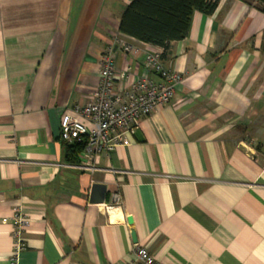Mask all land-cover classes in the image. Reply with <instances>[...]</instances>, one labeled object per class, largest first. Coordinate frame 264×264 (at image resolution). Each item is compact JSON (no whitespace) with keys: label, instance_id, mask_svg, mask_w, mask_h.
I'll list each match as a JSON object with an SVG mask.
<instances>
[{"label":"crops","instance_id":"0c3cea01","mask_svg":"<svg viewBox=\"0 0 264 264\" xmlns=\"http://www.w3.org/2000/svg\"><path fill=\"white\" fill-rule=\"evenodd\" d=\"M131 1L0 0V264L14 251L16 207L27 221L18 264H129L138 244L162 264H264L256 0L195 12L188 36L163 57L182 75L174 98L92 168L66 160L61 117L90 100L108 47L118 88L159 81L146 64L158 47L119 31ZM117 37L137 51L124 52ZM94 183L106 185V200L119 190L124 207L92 203Z\"/></svg>","mask_w":264,"mask_h":264},{"label":"built area","instance_id":"2783aa9c","mask_svg":"<svg viewBox=\"0 0 264 264\" xmlns=\"http://www.w3.org/2000/svg\"><path fill=\"white\" fill-rule=\"evenodd\" d=\"M116 41L126 53L137 51L120 37H117ZM163 53L164 49L161 47L146 52V64L157 74L159 81L141 76L128 87L118 88L113 46L104 51L101 58L100 83L92 97L86 104L75 106L72 112L64 113L60 120V136L64 142L84 143L83 150L79 154L82 168H92L96 157L110 154L116 148L127 144L143 117L150 115L174 98L176 86L181 82L182 75L165 67ZM128 73L129 70L124 72L123 77H127ZM101 204L108 212L124 207L119 190L113 191L109 199H105ZM14 221L15 241L10 264H18L19 256L26 248L22 232L27 221L20 207L15 208ZM129 264L162 263L148 247L138 244L134 258Z\"/></svg>","mask_w":264,"mask_h":264},{"label":"trees","instance_id":"16d2710c","mask_svg":"<svg viewBox=\"0 0 264 264\" xmlns=\"http://www.w3.org/2000/svg\"><path fill=\"white\" fill-rule=\"evenodd\" d=\"M264 12V0H256ZM218 0H132L125 8L119 31L167 52L171 42L184 39L195 12L212 14ZM83 142L67 143L66 160L79 162Z\"/></svg>","mask_w":264,"mask_h":264},{"label":"water","instance_id":"95a60500","mask_svg":"<svg viewBox=\"0 0 264 264\" xmlns=\"http://www.w3.org/2000/svg\"><path fill=\"white\" fill-rule=\"evenodd\" d=\"M106 199V185L102 183H94L90 192V201L95 204H101ZM133 239L136 241V234L133 233Z\"/></svg>","mask_w":264,"mask_h":264}]
</instances>
